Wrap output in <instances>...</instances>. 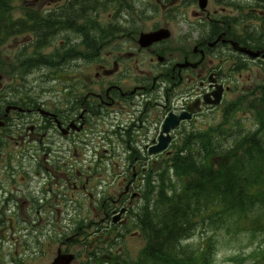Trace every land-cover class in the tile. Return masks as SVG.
Masks as SVG:
<instances>
[{"label": "flooded vegetation", "instance_id": "obj_1", "mask_svg": "<svg viewBox=\"0 0 264 264\" xmlns=\"http://www.w3.org/2000/svg\"><path fill=\"white\" fill-rule=\"evenodd\" d=\"M155 8L157 23L147 30L131 29L128 18L118 23L122 38L95 47V76L77 78L74 88L64 85L59 107L23 97L8 103L0 97V246L7 238L18 243L21 227L38 228L48 230L47 240L62 250L68 212H80L84 194L94 197L87 190L95 176L78 166L88 160L85 151L96 147L104 152L99 161L116 164L119 159L135 171L122 190L112 192L115 197L101 204L98 199L100 207H93L103 215L105 231L122 232L131 222V203L141 194L138 176L148 164L160 163L162 153L150 158L147 152L167 114L189 115L180 129L218 107L212 104L216 90H222L219 107L247 94L264 96V0H206L203 6L199 0H157ZM161 29H168L170 38L146 48L137 45L135 35ZM149 89L156 93L149 95ZM177 134L172 131L171 143ZM57 229L58 237L51 232Z\"/></svg>", "mask_w": 264, "mask_h": 264}, {"label": "trees", "instance_id": "obj_2", "mask_svg": "<svg viewBox=\"0 0 264 264\" xmlns=\"http://www.w3.org/2000/svg\"><path fill=\"white\" fill-rule=\"evenodd\" d=\"M111 1L118 0H81L82 26L77 29L85 42L97 28L92 12ZM12 3L13 0H0L3 41L20 31H34L35 47L39 49L66 26L61 18L69 16L66 11L14 20ZM40 60L50 63L44 58L31 63ZM258 124L255 131L236 137L220 151L214 139L223 131L221 124L197 134H184V145L166 160L161 180L151 185L148 178L154 196L148 195L140 212L139 220L148 231L141 256L136 260L114 257L111 264H212L215 255L210 248L195 252V247L181 243L192 234L197 222L207 219L215 230L248 231L252 235L264 231V116ZM252 258L264 264V246L256 249ZM234 260L240 264L246 257ZM97 264L105 262L98 260Z\"/></svg>", "mask_w": 264, "mask_h": 264}, {"label": "rangeland", "instance_id": "obj_3", "mask_svg": "<svg viewBox=\"0 0 264 264\" xmlns=\"http://www.w3.org/2000/svg\"><path fill=\"white\" fill-rule=\"evenodd\" d=\"M131 1L132 0H128V2ZM136 1L138 4L137 8H139L143 14L147 13L154 16L153 18H144V20H147V23L143 25L142 29L147 30L146 27L157 23L158 15L153 12L155 7L151 5L150 11L145 10L149 1L154 2L155 0ZM68 2L74 3L73 9L78 8V3H76L77 0H14L13 16L15 18L26 17L25 14L29 13V16L33 15L41 17L43 14H46L53 9L56 10L61 5ZM115 14H117L116 9L114 6L109 5L107 9H100L99 17L100 20L104 21L110 16L113 18ZM130 17H137V14H130ZM78 23L79 19H73L71 22V26H73L72 28H75ZM179 26L184 27L180 20ZM181 35V32L177 33L179 41L183 40ZM33 40L32 33L30 31H24L10 37L2 44V47L0 48V73L4 75L2 83L5 85V89L10 85L16 84L15 88L21 90L23 89L21 88L22 85H27L30 91L33 90L35 97H41L50 104L52 102L54 103L59 101L62 96L60 92L56 91L60 89V86L72 84L69 86L74 88L77 78L92 76L94 70L92 67H89L92 63L84 62L80 65L75 62L76 60L72 61L67 59V56L61 47V44L64 42L62 33H59L58 36L54 34L52 38L50 37V40H48L47 43L49 44L39 49L33 45ZM132 44L136 45L135 43ZM36 58L48 59L50 63H44L43 60H40L34 70L29 72L31 62ZM151 69L153 70V73H155L156 68ZM68 78L71 79L66 80ZM185 89L186 85L180 86L178 88V94L183 95ZM154 93H156V91L152 92V94ZM6 94H12L11 88ZM255 102L258 101L253 100V97H249V99L243 102L240 110L232 115H228L227 118L224 116V113H226L224 111L225 107H219L212 111L204 112L198 116L197 120L190 122L191 125H186V128L207 129L212 125L222 124L225 131L216 137V149L220 151L225 146L233 143L236 137L241 136L250 129L256 128L258 114L257 111L250 106V103L256 105ZM258 110L264 113V106L259 107ZM160 158L161 157H158V160H160ZM84 168H86V166H84ZM116 171H118V168ZM114 186L115 185L111 184V188ZM122 187L123 183L122 185H119V188L115 191H119ZM103 188L105 187L103 186ZM94 194L98 196L100 195V193ZM90 203L96 206L94 201L89 202L87 196L84 199L83 206L78 208V210H81L83 215L88 214L90 217H93L95 214ZM73 214H70V216ZM71 231V229H68V233H71ZM131 231H134L133 227L127 232L126 237L120 240L119 245H121L123 252L125 251L131 256H136L139 250L144 246L146 240L145 237H142L141 235H134ZM215 232L216 231L212 229L208 220L205 223L199 222L194 229L191 238L188 240L190 244L199 246L203 245L208 237L214 236L216 241V252L213 264H234L232 261L228 260V257L233 255H247L253 249L258 248V246H264V233H260L256 237H252L250 232H242L241 234L234 235L233 233L226 232L225 229H220L214 235ZM117 241L118 240H116V242ZM99 243L106 247L105 241H100ZM73 244H75V240L69 243V245ZM78 246L79 245L75 244V247ZM117 247L118 245H116V248ZM11 249L14 251L22 250V244L14 247L12 245L11 247L6 242L4 246L5 253H8ZM71 249L73 252L78 250L76 248ZM82 253L84 255L88 254L86 250H83ZM50 255L51 252L48 253L47 251L45 256L39 257L37 260L32 259L27 264H48L53 259V256L50 258ZM19 257L21 258L23 256ZM8 258L9 256H7V259ZM25 261L26 260H23V264H25ZM251 261L252 260H247L245 263L249 264Z\"/></svg>", "mask_w": 264, "mask_h": 264}, {"label": "water", "instance_id": "obj_4", "mask_svg": "<svg viewBox=\"0 0 264 264\" xmlns=\"http://www.w3.org/2000/svg\"><path fill=\"white\" fill-rule=\"evenodd\" d=\"M167 36V33H144V34H141L140 38H139V43L142 45V46H146L148 44H151L153 41H156V40H159L161 39L162 37H166ZM171 126H174L175 124H173V119L171 117H169L166 122H165V126H164V130L165 131H168L169 127ZM169 137H164L163 139V145H159L158 147L152 149L151 151H156V150H161L163 148L166 147L167 145V141H168Z\"/></svg>", "mask_w": 264, "mask_h": 264}]
</instances>
